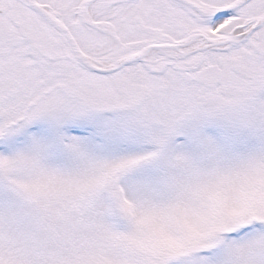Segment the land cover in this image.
<instances>
[{
	"label": "snow or ice",
	"instance_id": "1",
	"mask_svg": "<svg viewBox=\"0 0 264 264\" xmlns=\"http://www.w3.org/2000/svg\"><path fill=\"white\" fill-rule=\"evenodd\" d=\"M0 264H264V0H0Z\"/></svg>",
	"mask_w": 264,
	"mask_h": 264
}]
</instances>
